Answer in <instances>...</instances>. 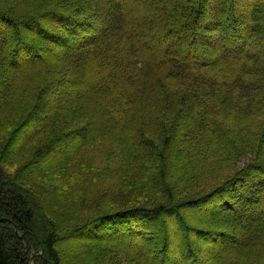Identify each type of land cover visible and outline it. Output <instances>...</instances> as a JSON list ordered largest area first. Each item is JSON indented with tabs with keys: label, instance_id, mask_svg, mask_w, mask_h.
<instances>
[{
	"label": "trees",
	"instance_id": "trees-1",
	"mask_svg": "<svg viewBox=\"0 0 264 264\" xmlns=\"http://www.w3.org/2000/svg\"><path fill=\"white\" fill-rule=\"evenodd\" d=\"M15 1L0 0V264H63L66 239L77 240L70 264L97 252L116 264L114 237L122 257L149 264L138 251L148 227L188 206L231 216L184 227L176 254L162 235L160 264H205L189 234L215 250L208 264H264L262 0ZM54 49L73 74L63 93L50 91L65 70L45 64ZM45 108L50 134L15 145ZM51 152L69 186L35 181ZM237 219L248 221L234 235ZM111 224L116 236L100 241Z\"/></svg>",
	"mask_w": 264,
	"mask_h": 264
},
{
	"label": "rangeland",
	"instance_id": "rangeland-1",
	"mask_svg": "<svg viewBox=\"0 0 264 264\" xmlns=\"http://www.w3.org/2000/svg\"><path fill=\"white\" fill-rule=\"evenodd\" d=\"M23 1H25V0H21V1L20 0H16L15 4L17 6L23 5L22 4ZM72 1L73 0H71V2ZM28 2H29V5H31V7L41 8L43 10L46 9L47 7H49L51 4H53V5H56L58 3L64 4L65 2H67V4H68V0H28ZM69 2H70V0H69ZM261 2L263 4V6H264V0H262ZM263 16H264V12H261V17H263ZM54 23H55V21H53V26H54ZM48 24L52 25V23H50V22ZM56 27H60L61 28V25L56 24ZM26 32L28 33V35L29 34L33 35L32 33H34V31H32V30H28ZM35 36H36L37 39H38V37H42L41 35L40 36L35 35ZM166 46L167 45L164 44L162 49L165 50ZM202 46H205V45H201V47ZM76 48H74L72 51L70 50L69 53L72 54L76 50ZM54 51H55L56 54H54L53 57H49V58H47L44 61H45V64L49 63L51 66H53L52 68H54V72H57L59 70L58 67L62 66V64L58 63L57 60L55 59L56 56H58V51L59 50L58 49H54ZM207 53H209L208 50H207ZM62 67L65 68V70L62 71V75L59 76L60 77V78H58L59 82L56 83V80L52 81L51 89H50L51 92H53L54 88L58 89V91L60 93H63V92L67 91V90H65L67 88L68 82H69V81H67V79L71 78L73 74L71 75V72H68V68H69L68 66H62ZM51 80H53V78ZM53 83L56 84V85H54ZM58 91H56V92H58ZM50 98L44 100V102L46 103L47 106H50V102H53V98L52 99H50ZM48 110H49L48 108H45L44 112H41L42 110L37 111L36 115H37L38 118L35 119L34 121L33 120L30 121V119L27 118V120L23 123L24 125H23L22 131L19 134L13 136V140H15L14 143H16L15 145H17V143L22 141V140L31 139L32 136H34L38 140H41L43 137L45 138V137H47L50 134L48 129L47 130L46 129H42L43 125L46 126V128H51V123L52 122H50V124L47 126L46 124L49 123V121H45V120H47V115L49 113H51ZM62 148H64V147L62 146L61 149H59V150L61 151ZM59 158H60L59 154H54L53 155V152H51L49 155H46L44 157V159H43L44 163H48L49 162L51 166H50V169H48L49 167L48 168H44L45 170H43V173L39 175V179L38 178L36 180L34 179L39 184V186H41V184L44 183L47 190H52L53 186H55L54 181H57L58 183L60 182L61 185L66 183L69 186L68 182H71L72 180H70L69 178H66L65 174H64V176H63L62 173H60V175H57V169L53 170V163L56 162V160H60ZM5 160L9 162V160H7V158ZM111 178L114 181H117V178H115L113 176H111ZM111 178H109V181L113 182V180ZM128 178H130V176H128ZM91 186L95 187L93 189L100 188V185H98L97 183H92ZM79 188H80V186H79ZM84 191H85V193L84 192L83 193L85 195L87 194V196H89V198L94 196V194L92 193L91 189H90V191H88L87 189H84ZM127 193L137 198V196L135 194H132L131 192H127ZM194 194H196V192L194 190H184L183 192L180 193L179 197H185V196L188 197V196H192ZM73 196L74 197L75 196H79L80 197L79 194H76V195L73 194ZM105 200H106L107 203L110 202L109 198H106ZM106 202H103V203H106ZM139 202H143V201H139ZM209 206L210 205H208V204H207V206L203 205L205 210H209L208 209ZM250 210H251L252 214H257L260 209H259L258 205H253V206H251ZM228 214L230 215V213H227V212H220V213L217 212L215 214L211 213L209 215L206 212L205 213H201L199 211H196V208L194 206L185 207L176 216L174 214V216H172V217H165V218L162 217L161 220H162V222L164 221L163 225H156L155 222L152 223L148 227V230H147L148 231L147 232V239H144L141 242L138 251H143L144 252L143 256L146 257V259H147L149 264H160L157 259H158V255H159L158 251H159V248L161 246V241L164 238V236H162V235H165L166 239L168 238V242H167L168 250H170V252L172 254L173 253L176 254L178 248H175V244L178 246V244L181 242V240H185L183 238L186 235V234H184V227L191 226L195 221H200L203 224L205 222L203 219H206V218H211V217H217V219L218 218L219 219L227 218V217H229ZM204 215H209V216L207 217V216H204ZM247 221L248 220H245V219L241 220V221H239V219H237V222L241 223V224H238V225L235 224V225L232 226V228L229 227V230L235 235L236 232H239L240 230H244L246 228ZM115 227H117V226L111 224V226L109 227V229L107 231H103V232L101 231L103 234H102V236L100 238V241H102V240L107 241V240H109V237L116 236L115 235V233H116V228ZM164 227H165V230H163ZM122 228L124 229V230H122V232L124 233L125 232V227H122ZM165 232H166V234H165ZM119 234H121V233L119 232L117 235L120 236ZM187 234H189V233H187ZM84 235H85V233H84ZM179 235L181 236L180 239L178 238ZM116 238L117 237H114L112 239L113 241H111V242H115L116 244L111 243V245H109L111 248L114 249V253H112L110 255V258H112L113 260H116L117 262L119 261L121 264H133L132 258H129V257L125 258L124 256L122 257V255L124 253V250L126 249L125 246L128 245V244H126L125 242H123V241H121L119 239H116ZM94 239H95V237L94 238L93 237L92 238L89 237V238H84L82 240L85 241V242H91ZM188 240H189V242L195 243L196 246L200 245V246H202L204 248H207L206 250H203L201 254H203L205 256V261H206L205 264L210 263V259L212 257L211 255L213 254V252H215V250L212 247H209L204 242H202L201 240L197 239L196 237H194L191 234H189ZM76 242H77L76 239H73V240L66 239V242H63V244L61 245V247H62V257H61V259L63 261V264H70V262H74L78 258V255H75L76 254L75 252L77 250L75 249V247H73L75 245L74 243H76ZM80 242L83 243L82 241H80ZM96 254H97L96 264H99L100 259H101V254H100V252H97ZM137 260H138L137 261L138 264H142L141 262H139V259H137ZM117 262H115V263L117 264ZM100 264H101V262H100ZM107 264H108V262H107ZM111 264H113V263H111Z\"/></svg>",
	"mask_w": 264,
	"mask_h": 264
},
{
	"label": "bare ground",
	"instance_id": "bare-ground-1",
	"mask_svg": "<svg viewBox=\"0 0 264 264\" xmlns=\"http://www.w3.org/2000/svg\"><path fill=\"white\" fill-rule=\"evenodd\" d=\"M178 237H180V236H178ZM180 239V238H179ZM178 241V240H177ZM180 241V240H179ZM181 247V246H180Z\"/></svg>",
	"mask_w": 264,
	"mask_h": 264
}]
</instances>
